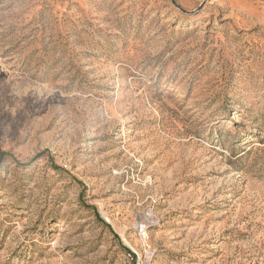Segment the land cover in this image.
I'll use <instances>...</instances> for the list:
<instances>
[{
  "label": "rangeland",
  "instance_id": "rangeland-1",
  "mask_svg": "<svg viewBox=\"0 0 264 264\" xmlns=\"http://www.w3.org/2000/svg\"><path fill=\"white\" fill-rule=\"evenodd\" d=\"M0 264H264V0H0Z\"/></svg>",
  "mask_w": 264,
  "mask_h": 264
},
{
  "label": "built area",
  "instance_id": "built-area-1",
  "mask_svg": "<svg viewBox=\"0 0 264 264\" xmlns=\"http://www.w3.org/2000/svg\"><path fill=\"white\" fill-rule=\"evenodd\" d=\"M142 234L145 236L146 235V233L142 230Z\"/></svg>",
  "mask_w": 264,
  "mask_h": 264
}]
</instances>
